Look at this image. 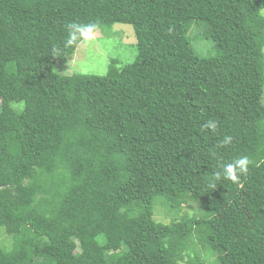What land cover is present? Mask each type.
<instances>
[{
	"label": "trees",
	"instance_id": "trees-1",
	"mask_svg": "<svg viewBox=\"0 0 264 264\" xmlns=\"http://www.w3.org/2000/svg\"><path fill=\"white\" fill-rule=\"evenodd\" d=\"M263 8L0 0V264H264ZM114 23L134 29L131 62L55 71ZM69 24L95 27L68 44ZM243 156L247 173L226 179Z\"/></svg>",
	"mask_w": 264,
	"mask_h": 264
},
{
	"label": "rangeland",
	"instance_id": "rangeland-1",
	"mask_svg": "<svg viewBox=\"0 0 264 264\" xmlns=\"http://www.w3.org/2000/svg\"><path fill=\"white\" fill-rule=\"evenodd\" d=\"M261 13L264 15V8ZM193 36V43L197 52L202 55L210 54L212 48L210 37L204 34L200 37L197 36L199 38L195 40V34ZM135 44L136 36L132 25L114 23L107 30L98 29L93 33L85 34L77 45L75 52L66 59L58 60L54 69L61 74H72L74 72L104 74L112 58H117L119 64L131 62L136 54ZM22 105L23 102L16 103L18 107ZM198 209L199 204L196 201L183 203L179 207L176 218H179L181 214L196 213ZM176 212L172 211V215L175 216ZM155 213L156 220L168 223L172 219L170 211L164 209L161 204L156 206ZM5 235L7 234L4 232V228L0 226V245L5 239ZM180 264L184 263L180 262Z\"/></svg>",
	"mask_w": 264,
	"mask_h": 264
},
{
	"label": "clouds",
	"instance_id": "clouds-1",
	"mask_svg": "<svg viewBox=\"0 0 264 264\" xmlns=\"http://www.w3.org/2000/svg\"><path fill=\"white\" fill-rule=\"evenodd\" d=\"M95 27V25H88V26H80L77 24H69L67 26L68 28V32H69V38L67 43L68 44H72L75 40H76V32H83L85 30L87 31H91L93 28ZM207 127H215L214 122H209L208 125H206ZM231 137H227L225 139V143L230 142ZM250 161L248 159V157L243 156L241 158H239L238 160H236L234 163H230L224 166V177L226 179H229L233 182L238 180V176L236 175V171L239 170L241 173H247L248 171V165H249ZM217 178H219V174H217Z\"/></svg>",
	"mask_w": 264,
	"mask_h": 264
}]
</instances>
